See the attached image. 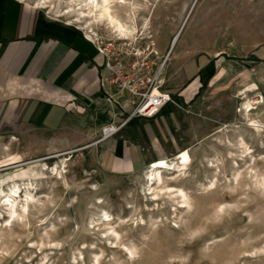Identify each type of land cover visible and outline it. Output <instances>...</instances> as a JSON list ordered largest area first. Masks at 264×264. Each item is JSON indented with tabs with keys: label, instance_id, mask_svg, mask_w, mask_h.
<instances>
[{
	"label": "rangeland",
	"instance_id": "1",
	"mask_svg": "<svg viewBox=\"0 0 264 264\" xmlns=\"http://www.w3.org/2000/svg\"><path fill=\"white\" fill-rule=\"evenodd\" d=\"M143 8L138 21L149 18V35L120 41L99 26L100 46L112 54L139 49L148 65L160 61L155 51L161 57L173 48L165 74L186 48L184 59L210 61L183 110L181 152L169 159L186 163V175L171 183L173 171L163 174L191 207L181 208L175 195L151 201L146 169L111 174L92 148H44L10 130L0 135V264H264V132L255 130L264 131V0H149ZM167 86L174 85L166 78ZM240 138L257 162L248 170L239 161L237 175L228 142ZM8 195L19 211L29 206L12 225ZM106 213L111 225L101 220Z\"/></svg>",
	"mask_w": 264,
	"mask_h": 264
},
{
	"label": "crops",
	"instance_id": "2",
	"mask_svg": "<svg viewBox=\"0 0 264 264\" xmlns=\"http://www.w3.org/2000/svg\"><path fill=\"white\" fill-rule=\"evenodd\" d=\"M99 48L44 9L0 0V135L31 134L44 148H92L101 169L116 175L144 171L181 152L183 110L210 61L184 59L187 48L177 53L164 74L174 85L165 89L174 100L154 118L132 119L117 135L98 141L117 112L103 98L107 59Z\"/></svg>",
	"mask_w": 264,
	"mask_h": 264
},
{
	"label": "bare ground",
	"instance_id": "3",
	"mask_svg": "<svg viewBox=\"0 0 264 264\" xmlns=\"http://www.w3.org/2000/svg\"><path fill=\"white\" fill-rule=\"evenodd\" d=\"M21 1L32 2V4L35 7L48 10L49 14L54 15L55 17L66 18L68 25L78 26V31H81L83 35L94 41L98 40V33L96 29L99 26H104L108 31L112 33V35L117 40L120 41L137 40L138 36L149 35L148 33L150 29L149 18H144L143 20L141 19L140 23L138 21V16H140V14L143 12L144 10L143 7L146 6V4L147 6L149 5V0H81V1L63 0L64 2L67 3V6L65 8L58 7V2L61 0H21ZM178 36L179 33L176 35V38L173 43L177 42ZM147 39L150 38L148 37ZM251 103L250 102L247 103V107H246L247 112H251L252 110L256 109L254 106L253 107L251 106ZM251 121L252 123L255 122L254 119ZM255 130L258 136H261L262 133L264 132L261 128ZM228 143H229L228 146L232 147L231 149L229 148L230 151L229 156L231 155V157L229 158L232 159L234 163L233 168L234 170L236 169V174L237 175L241 174L239 161H243V162L246 161L250 163V165L248 166V170L249 169L253 170L254 167L252 165H256L257 159L253 154L254 151L250 149L247 142L243 138H240V140L235 144H231L230 142ZM262 144L264 146V142ZM234 156H236V158H233ZM260 159L264 160V156H262ZM44 166L45 165H42V170ZM211 167L217 168L219 167V165H215L214 163H212ZM21 170H23V168L17 170L14 173V175L19 173ZM187 170H188V165L177 159H171L165 162H160L154 166L149 167L145 171V178L147 180V186L149 191L147 196L148 195L152 196L151 201H159L160 195L162 194H167L170 197L175 195L176 197L175 199L180 200L179 203H181V208L189 209L191 207V204L189 198L187 197L188 194L186 195L184 190L180 188H176L172 184H168V182H166L163 177L164 172L173 171L174 173L173 177L167 180L170 181L171 183H177L183 175L184 176L186 175ZM12 175H10L9 177H11ZM214 186L216 185L213 183L208 188L211 189ZM20 189L21 188L19 185L14 184L13 187L11 188L10 193L13 196L17 195ZM0 192H2L1 188H0ZM30 197L31 194L25 196L26 199L25 201L27 203ZM12 198L13 197L11 195H8L4 200L6 203H10L7 205H10L12 207L11 208L12 210L9 212L8 221H7L9 225L15 223L16 219L22 216L19 212L26 213L29 208L28 204H24L22 205L19 211L14 206L16 205L17 200L16 199L12 200ZM101 220L103 224L111 225L112 219L109 214L107 213L104 214Z\"/></svg>",
	"mask_w": 264,
	"mask_h": 264
},
{
	"label": "built area",
	"instance_id": "4",
	"mask_svg": "<svg viewBox=\"0 0 264 264\" xmlns=\"http://www.w3.org/2000/svg\"><path fill=\"white\" fill-rule=\"evenodd\" d=\"M96 42L100 53L107 59V74L101 81L103 98L110 107L117 109V112L113 110L112 120L101 130L98 141H103L117 135L132 119L154 118L174 100L163 89L165 67L173 48L161 57L155 51L154 54L160 61H153L152 65H148L139 49L135 53H127L118 46V51H121L112 54Z\"/></svg>",
	"mask_w": 264,
	"mask_h": 264
}]
</instances>
